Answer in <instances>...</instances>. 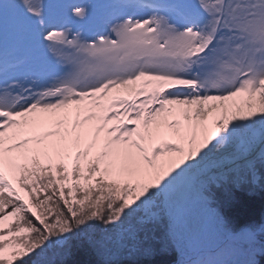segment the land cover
<instances>
[{
  "label": "snow or ice",
  "instance_id": "6c2138e0",
  "mask_svg": "<svg viewBox=\"0 0 264 264\" xmlns=\"http://www.w3.org/2000/svg\"><path fill=\"white\" fill-rule=\"evenodd\" d=\"M257 156L264 0H0V264L74 238L111 257L160 222L171 241L169 186ZM215 217L222 243L184 264L255 242Z\"/></svg>",
  "mask_w": 264,
  "mask_h": 264
},
{
  "label": "rangeland",
  "instance_id": "374dc122",
  "mask_svg": "<svg viewBox=\"0 0 264 264\" xmlns=\"http://www.w3.org/2000/svg\"><path fill=\"white\" fill-rule=\"evenodd\" d=\"M253 165L251 171L245 168L240 172L248 178L242 184L227 181V177L234 174L231 171L204 175L201 167L193 168L166 189L168 203L179 206L183 210V217L178 223L176 234L171 241L166 234L165 224L160 222L157 225L148 226L141 232L135 247L121 250L111 257H103L95 252L96 255L102 258V262L105 259L111 261L127 259L139 262L154 254L174 253L176 264L179 262L184 264L186 260H191L199 255L198 252H201L200 255L206 254L209 249L217 247L222 242L215 217V212L219 213L218 208L226 209V205L234 200L239 191L253 193L264 189V161H261L258 156L253 157ZM201 187H205L204 193L208 197V204H203L199 199L198 190ZM188 205L191 206L192 212ZM221 223L223 224L222 221ZM226 226L229 231L235 227L230 220ZM74 241L82 242L79 238H74L63 250L54 246L49 250L46 259L51 264L62 261ZM259 242L255 240L251 244L257 249L249 251L251 249L249 246L242 253L231 251L223 258V261L227 264H253L252 261L258 253L257 250H261L263 247ZM183 256L186 259L181 260Z\"/></svg>",
  "mask_w": 264,
  "mask_h": 264
},
{
  "label": "trees",
  "instance_id": "16d2710c",
  "mask_svg": "<svg viewBox=\"0 0 264 264\" xmlns=\"http://www.w3.org/2000/svg\"><path fill=\"white\" fill-rule=\"evenodd\" d=\"M264 203V189L261 191L247 193L239 191L234 200L229 202L224 209L229 219L243 223L250 218H256L259 215L261 206ZM175 260V254H154L149 258L142 260H119L111 261V264H171ZM53 264H103L102 258L98 257L91 248L83 242L74 241L67 253L65 259Z\"/></svg>",
  "mask_w": 264,
  "mask_h": 264
},
{
  "label": "bare ground",
  "instance_id": "6f19581e",
  "mask_svg": "<svg viewBox=\"0 0 264 264\" xmlns=\"http://www.w3.org/2000/svg\"><path fill=\"white\" fill-rule=\"evenodd\" d=\"M182 177H183V176H182ZM182 177H181V178H182ZM181 178H179V180H180ZM247 179H248V178L245 177V174H243V173L232 174V175H230V176L227 177V181H228V182H239L240 184H242V183H243L244 181H246ZM190 207H191V206L188 205V208H189V209H190ZM261 207H262V208H261V210H260V212H259L258 217H256V218H250V219H248L247 221H244L243 223H239V221H238V223H237V222H234V221L230 220L229 217H228V215L225 213L224 209L222 210V209H219V208H218V212H219L218 214H219V216L222 218V222H223L224 225H227L228 220H230V221L233 222V224H234V226H235V227L232 229V231H233V232H238V231L240 230V228H241L242 226H244V225H247V224H255V223L259 224V223H260V219H261L262 215L264 214V203L262 204ZM190 210H191V209H190ZM190 212H192V210H191ZM255 240L260 241L259 244H260V245H263V247H264V231L261 232V233H259V234H257ZM261 242H262L263 244H262ZM220 243H222V242H220ZM218 245H219V244H218ZM250 246H251V249H249V251H251V250H253V249H257L254 245H250ZM263 247L261 248V250H257L258 253H256V257H255L254 259L252 258V259H253V261H252L253 264H255V263H257V264H264V250H263ZM198 254L200 255L201 252H198ZM196 256H198V255H196ZM182 259H186V258L183 256V257L181 258V260H182ZM171 264H176L175 260H174L173 263H171ZM178 264H181V262H179Z\"/></svg>",
  "mask_w": 264,
  "mask_h": 264
},
{
  "label": "water",
  "instance_id": "95a60500",
  "mask_svg": "<svg viewBox=\"0 0 264 264\" xmlns=\"http://www.w3.org/2000/svg\"><path fill=\"white\" fill-rule=\"evenodd\" d=\"M250 228L255 229L257 234L263 232L264 231V214L262 215L259 224L255 223V224L244 225L240 228L239 231H245V230L250 229Z\"/></svg>",
  "mask_w": 264,
  "mask_h": 264
}]
</instances>
